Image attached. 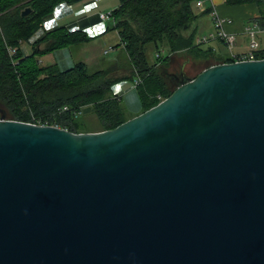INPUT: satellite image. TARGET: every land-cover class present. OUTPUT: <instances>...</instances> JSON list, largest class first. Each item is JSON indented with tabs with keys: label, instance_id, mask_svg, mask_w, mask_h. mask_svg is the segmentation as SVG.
<instances>
[{
	"label": "water",
	"instance_id": "obj_1",
	"mask_svg": "<svg viewBox=\"0 0 264 264\" xmlns=\"http://www.w3.org/2000/svg\"><path fill=\"white\" fill-rule=\"evenodd\" d=\"M167 73L115 129L0 116V264H264V59Z\"/></svg>",
	"mask_w": 264,
	"mask_h": 264
},
{
	"label": "trees",
	"instance_id": "obj_2",
	"mask_svg": "<svg viewBox=\"0 0 264 264\" xmlns=\"http://www.w3.org/2000/svg\"><path fill=\"white\" fill-rule=\"evenodd\" d=\"M79 1L83 0H0V116L6 120L36 125L49 120V126L73 133L115 129L139 114L126 112L122 99L112 94L122 81H133L137 75L141 78L136 86L141 114L159 104V97L164 100L176 89L164 68L176 52L191 55L194 64L203 68L234 60L214 54L205 44L196 45L198 30H190L199 17L195 0H119V8L111 11L115 21L112 30L118 32L130 59L129 75L113 76L110 69L91 73L83 61L65 70L37 63L35 56L91 41L81 30L52 29L34 43L32 53L24 54L20 44L34 36L46 16L59 4ZM223 4L252 5L264 22V0H223ZM25 8L31 12L22 16ZM210 10L209 5L202 7L200 15H209ZM149 44L156 48L155 63L146 56ZM10 47L16 49L15 54L9 55ZM162 50L164 55L160 56ZM62 107L67 111L55 112ZM89 112L95 116L94 123L78 122L82 113Z\"/></svg>",
	"mask_w": 264,
	"mask_h": 264
},
{
	"label": "crops",
	"instance_id": "obj_3",
	"mask_svg": "<svg viewBox=\"0 0 264 264\" xmlns=\"http://www.w3.org/2000/svg\"><path fill=\"white\" fill-rule=\"evenodd\" d=\"M196 2L201 1V0H195ZM204 1L205 6H212L220 16L224 17L226 20H230L229 24L225 25L228 31H233L235 33H240L243 30L244 22H242V17L241 13L244 11L249 12V15L247 16L248 19L247 22L253 18H256L259 13L256 10V8L252 5H242L239 7H225L223 4V0H202ZM60 5V4H59ZM85 5V7H84ZM120 5L119 0H117V4H112V6L109 5L107 0H83L79 1L76 4L71 5V7H74L76 10L78 9V15H74L72 9H67L65 8L63 11H61L58 15H56L55 19L50 18V15L46 16L44 18V21L42 25L37 29L35 32L34 36L29 39L28 41L26 40L25 42L27 43V46L31 48V53L33 52V45L38 39H42L47 32H50L52 29L56 28H66L68 31H78L81 30L85 32L90 38L94 39L97 37H102L106 36V33L110 29L109 26H104L105 21L101 20L100 17H98V14L96 10L102 11L103 9H118ZM83 6V7H82ZM203 6V7H205ZM111 7V8H110ZM244 7V8H243ZM57 8V7H56ZM202 8V7H201ZM243 8V9H240ZM195 11L199 13V17L197 20L193 22V25L191 26L192 28L190 30L196 29L197 28V34L196 37L199 35H202V33L209 34L213 33L215 31V26H213L212 23V15L211 13L209 15L201 14V9H198L195 7ZM101 13V12H100ZM116 31V30H114ZM118 33V32H117ZM119 36V34H118ZM119 39V37H118ZM92 41V40H91ZM90 41V42H91ZM89 43V42H88ZM87 42L85 44H88ZM23 43L20 44V47ZM81 44V43H79ZM78 45H73V46H79ZM84 44V43H82ZM120 44V41H119ZM244 46L241 48V50L246 49L248 46V41L246 38H244ZM72 46V47H73ZM213 49L214 54L219 55L222 58H232L230 53L227 51L225 46L218 40L216 42H212L209 45H207ZM70 47V48H72ZM69 47H65L64 49L60 50H54L52 53L45 54L43 56L38 55L35 56V60L37 63L42 66V67H49L52 65H55L59 70H65L67 67L73 64L71 58L69 57L68 52H71V49ZM120 50L119 55H123V57L126 59V65L130 64V59L127 57L125 53V48L123 44H120ZM119 48V49H120ZM69 50V51H68ZM66 51V52H65ZM163 51V50H162ZM160 53V56L163 55V53ZM105 53V52H104ZM27 54V53H24ZM28 53L27 55H29ZM156 56V53H155ZM157 57V56H156ZM119 58L116 57V60H114L115 63L121 62L118 60ZM151 61V60H150ZM193 57L191 55L186 54L185 52H176V54H173L171 61L169 62L172 66V69L175 65L176 68L183 66L185 71L188 74V71H190V65L193 63ZM128 62V63H127ZM152 62V61H151ZM80 63V62H78ZM84 63V62H83ZM152 63H155L152 62ZM77 64V63H76ZM74 64V65H76ZM86 64V63H85ZM87 65V64H86ZM159 65V64H158ZM198 65V64H197ZM72 67V66H71ZM70 68V67H69ZM175 68V69H176ZM168 71V70H167ZM174 70H172L173 72ZM117 96V95H115ZM139 112V111H138ZM137 115V114H133Z\"/></svg>",
	"mask_w": 264,
	"mask_h": 264
},
{
	"label": "rangeland",
	"instance_id": "obj_4",
	"mask_svg": "<svg viewBox=\"0 0 264 264\" xmlns=\"http://www.w3.org/2000/svg\"><path fill=\"white\" fill-rule=\"evenodd\" d=\"M110 6L112 4H117V0H107ZM225 6V5H224ZM83 7V6H82ZM85 7V5H84ZM226 7V6H225ZM65 8L67 9H72L74 15H78V9L76 10L74 7H71V5L66 4L65 2L60 4L57 8H55L54 11H52L50 14V18L55 19L56 15H58L61 11H63ZM111 8V7H110ZM244 8V7H243ZM240 8V9H243ZM112 9H103L102 11L96 10L97 14L99 15L101 13H109L111 12ZM249 15V12L244 11L241 13L242 17V22H247L248 18L247 16ZM113 21L112 20H105L104 26H109L111 29L113 26ZM193 24V23H192ZM118 33L117 31L114 30H109L106 33V36H100L97 38L92 39V41L88 44H79V46H73L71 49V52H68L69 57L71 58L73 64L68 65L66 67H71L74 66V64L83 61L86 63V67L89 72L93 73L95 70L96 71H101V70H107L110 69L113 76H124V75H129L130 71V66L127 64L126 65V59L123 57V55H119L120 50V44H119V39H118ZM248 41V39H247ZM23 44L21 45V49L24 53H31V48L27 46V43L24 41L22 42ZM206 45V44H205ZM209 45V44H207ZM206 45V46H207ZM120 48V49H119ZM155 46L149 44L146 50V56H148V59L154 62L156 60L155 56ZM69 51V50H68ZM66 52V51H65ZM106 52V53H104ZM164 55V50L162 51ZM116 57H118V60H122L119 63H115L114 60H116ZM193 62V61H192ZM128 63V62H127ZM172 65L168 62L167 65H164V68L166 69L167 72H176V70H179V67L176 68L175 65L172 69ZM176 68V69H175ZM190 71H188V75H196L200 73L204 68L201 65H197L191 63L190 65ZM134 80H127V81H122V83L117 84L114 89L112 94L117 95L122 99L123 106L125 108V111L128 112L129 114H137L140 113L141 110V101L140 98H138V92L137 88L134 86ZM139 111V112H138ZM88 112V111H87ZM83 115L80 117L78 122H85V123H94L95 122V116L93 114L89 113H82Z\"/></svg>",
	"mask_w": 264,
	"mask_h": 264
},
{
	"label": "built area",
	"instance_id": "obj_5",
	"mask_svg": "<svg viewBox=\"0 0 264 264\" xmlns=\"http://www.w3.org/2000/svg\"><path fill=\"white\" fill-rule=\"evenodd\" d=\"M196 7L201 9L205 6L204 1H198ZM210 13L212 15V23L215 26V31L213 33L199 35L195 38L196 45L210 44L220 41L227 51L230 53L231 57L234 59L232 61H245V60H258V58L264 59V22L259 20V15L246 22L243 26V30L240 33H235L233 31H228L226 26L229 24L230 20H226L224 17L220 16L219 13L210 5ZM101 20H112L114 18L111 16V12L100 13L98 15ZM114 24V23H113ZM1 27V22H0ZM244 38L248 39V46L246 49L241 50L244 46ZM9 55L15 54L16 49L10 47L8 49ZM106 53V52H105ZM141 78L137 75L134 80V86L140 85ZM159 97V96H158ZM159 99L162 101L161 97ZM67 111V107L58 108L55 112L61 114ZM80 114V113H78ZM49 120L41 121L38 125L49 126ZM32 124V123H31ZM57 126V125H56Z\"/></svg>",
	"mask_w": 264,
	"mask_h": 264
}]
</instances>
